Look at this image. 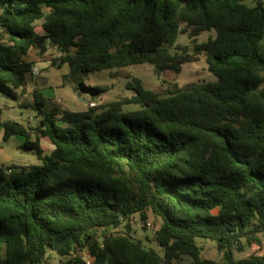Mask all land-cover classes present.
<instances>
[{
	"label": "trees",
	"instance_id": "obj_1",
	"mask_svg": "<svg viewBox=\"0 0 264 264\" xmlns=\"http://www.w3.org/2000/svg\"><path fill=\"white\" fill-rule=\"evenodd\" d=\"M246 1L0 0V97L35 81L27 56L45 43L74 91L90 72L150 63L178 74L201 54L215 77L163 90L133 78L132 95L83 110L33 88L20 105L31 124L2 121L0 108L2 141L21 137L37 159L0 164V264H41L48 250L59 264H264V250L234 257L264 234V1ZM150 214L161 252L131 232Z\"/></svg>",
	"mask_w": 264,
	"mask_h": 264
},
{
	"label": "rangeland",
	"instance_id": "obj_2",
	"mask_svg": "<svg viewBox=\"0 0 264 264\" xmlns=\"http://www.w3.org/2000/svg\"><path fill=\"white\" fill-rule=\"evenodd\" d=\"M246 2L252 4L253 0H247ZM214 35L215 31L213 29L204 30L197 35L196 41L202 42ZM177 43L187 45L189 49L192 46L186 34H179ZM43 47L42 53H39L35 48H31L27 56L28 59L35 62L34 66L38 70L35 81H28L23 94L18 96L17 100L0 97L2 121L10 118L26 124L28 117V122L30 124L33 123L32 115L35 114V111L31 108L20 107L21 104L31 100L33 88L38 89L44 97L48 98L50 104H56L61 108L70 110H83L87 108V103L75 96L70 84H65L64 87H61L62 75L68 72L67 64H61L60 60H56L54 65L51 64L53 58L57 57L59 53L55 49L50 48L47 43ZM133 78L140 80L145 88L154 90H163L169 82L173 81L177 82L178 85H182L193 81L215 80V77L207 69L204 55L201 54L197 60L182 64L178 74L168 70L157 75L150 63L132 64L121 68L90 72L83 82L88 86H100L107 90L99 93L94 99H91L87 95H83V97L86 101L93 100L95 105H98L120 97L130 96L133 92L126 87V84ZM134 107L135 105H129L125 109H132ZM1 135L2 128L0 127V164H31L37 162L36 155L31 150L24 151L14 146L11 141H2ZM41 143L47 148V152L51 149V145L45 139H42ZM158 223L157 218L151 214L145 223H142L138 216L134 215L130 225L131 232L135 238L142 239L148 246L161 252L155 241L152 240L153 231ZM119 231H122V229H119ZM145 236L148 237V240L144 239ZM259 237L260 246L254 244L246 247L242 252L234 251V257L238 259L249 256L254 252L261 253L264 250V234ZM198 244L202 246L201 256L203 258L219 260L220 253L217 252L214 242L208 239H199ZM61 259V256L48 250L46 258L41 264H59Z\"/></svg>",
	"mask_w": 264,
	"mask_h": 264
},
{
	"label": "water",
	"instance_id": "obj_3",
	"mask_svg": "<svg viewBox=\"0 0 264 264\" xmlns=\"http://www.w3.org/2000/svg\"><path fill=\"white\" fill-rule=\"evenodd\" d=\"M43 49L44 47H41L39 53H42ZM74 94L79 100L86 102L83 95L97 97L99 95V91L96 88L88 86L83 81H81L76 84V90L74 91Z\"/></svg>",
	"mask_w": 264,
	"mask_h": 264
},
{
	"label": "built area",
	"instance_id": "obj_4",
	"mask_svg": "<svg viewBox=\"0 0 264 264\" xmlns=\"http://www.w3.org/2000/svg\"><path fill=\"white\" fill-rule=\"evenodd\" d=\"M0 31H1V29H0ZM32 73L33 74L38 73L37 67L33 66ZM86 103L88 106H94L95 105V102L93 100H88V101H86ZM9 172H10V169H6V173H9ZM147 225H148V223H147ZM85 264H89L88 258H85Z\"/></svg>",
	"mask_w": 264,
	"mask_h": 264
},
{
	"label": "crops",
	"instance_id": "obj_5",
	"mask_svg": "<svg viewBox=\"0 0 264 264\" xmlns=\"http://www.w3.org/2000/svg\"><path fill=\"white\" fill-rule=\"evenodd\" d=\"M61 87H64V85L61 84ZM10 141L13 142L14 146L18 148V145L21 143L22 138L19 136H14L6 142H10Z\"/></svg>",
	"mask_w": 264,
	"mask_h": 264
}]
</instances>
